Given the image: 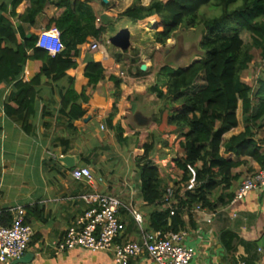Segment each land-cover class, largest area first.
Instances as JSON below:
<instances>
[{"label":"crops","instance_id":"crops-1","mask_svg":"<svg viewBox=\"0 0 264 264\" xmlns=\"http://www.w3.org/2000/svg\"><path fill=\"white\" fill-rule=\"evenodd\" d=\"M81 1H87L95 15L96 27L104 20L111 25H107V31L100 37L88 36L72 49L71 55L77 66L67 70L65 76L42 78L37 87L35 111L26 123L23 113L7 115L4 110L13 86L0 89V219L7 225L13 216L10 210L21 206L25 210L24 221L33 230L24 253L32 254V258L28 263L20 264H117L110 251L57 249L67 227L88 207L80 197L85 193L116 196L124 205L119 215L125 227L116 243L140 242L141 231L129 211H138L143 217V228L149 230L150 213L168 209L162 201L149 204L142 197L136 159L143 153L140 144H154L149 158L159 170L165 192L169 187L174 188L180 177L178 172H175L177 175L171 172L177 171L174 161L181 156L180 150L176 156L173 145L182 130L168 124V110L163 108L151 88L157 86L165 91L166 75L160 74L161 68H185L201 57V50L188 48L183 36L176 42L178 29L165 45L156 43L154 15L137 22L118 17L133 0H126L123 8L119 6L122 0H109L107 4L101 0ZM150 1L141 0V4L146 6ZM27 6V0H23L16 12L23 14ZM56 13V6L47 2L34 25L18 23L16 19L13 25L18 34L37 35L46 29L47 20ZM124 28L131 34L129 49L122 50L105 42V37L110 38ZM93 40L102 44L99 50L89 48ZM91 62H99L103 68L101 78L94 85L84 75L86 64ZM142 64L146 65V70L140 69ZM34 68V64L28 62L21 80L28 81ZM120 72L125 73L126 78H121ZM71 80L75 92L84 91L88 98L87 102L76 99L85 111L76 120H70L61 111V101ZM137 113L149 120L147 125L140 126L135 122ZM239 116L240 119L237 112L238 125L224 134L225 141L243 130L241 111ZM115 125L123 130L121 142L113 129ZM263 136L264 133L255 138ZM225 156L241 162L232 169L235 178L224 191L234 196L244 177L259 170L260 165L247 155L229 152ZM78 167H87L91 171L92 182L71 175ZM222 192L218 187L211 193L212 203L217 204L216 198ZM229 202L215 209L202 208L198 204L183 213L184 227L179 231L186 232L184 244L195 249L189 264H260L264 259V190L250 191L232 205ZM4 213L9 217L6 223L2 219ZM229 234L233 237L228 238ZM128 264L152 262L142 253L130 258Z\"/></svg>","mask_w":264,"mask_h":264},{"label":"trees","instance_id":"trees-1","mask_svg":"<svg viewBox=\"0 0 264 264\" xmlns=\"http://www.w3.org/2000/svg\"><path fill=\"white\" fill-rule=\"evenodd\" d=\"M22 1L0 0V89L13 86L4 110L7 115L23 113L26 123L35 111L37 87L42 78L63 77L67 70L75 68L77 63L71 55L72 49L88 36L100 37L107 31L109 22L104 20L96 27L95 15L87 1L27 0L26 11L18 14L16 8ZM47 2L56 6L57 13L47 20L46 29L56 27L64 45V49L55 55L36 45V34L28 37L18 34L13 25L14 19L18 23L34 25ZM204 7L218 8L219 12L204 15L201 13ZM153 15V38L161 45H165L180 27L203 28L199 42L201 57L185 68H161L160 74L166 75L165 91L157 86L151 88L163 108L168 110V124L182 132L173 145V149L181 151V156L174 161L180 176L173 192L174 214L170 215V208L152 211L149 230L177 232L184 227L183 213L195 205L215 209L232 199V194L224 191L235 178L232 169L241 162L233 161L225 153L247 155L260 165V169L264 168V136L255 138L256 129L262 126L264 118V78L259 77L254 88L242 76L254 60L252 50H258L264 59V0H151L146 6L141 0H133L118 17L137 22ZM240 31L250 34L249 44L243 42ZM28 62L34 64V73L28 81H22L21 74ZM102 69L99 62L87 63L84 75L94 85L101 78ZM77 98L88 101L84 91L75 92L71 80L61 101V111L70 120L79 119L85 113L81 102H76ZM114 109L115 105L110 120ZM238 109L242 114L243 130L225 141L224 134L238 125ZM113 129L121 142L122 128L115 125ZM139 146L143 149L142 155L136 158L142 197L147 203L155 204L162 201L165 191L161 187L163 180L159 170L149 158L154 144ZM192 183H196V187L181 195L182 187ZM218 187L223 192L214 204L210 195ZM3 216L4 222H8V214ZM232 237V234L228 235V238ZM226 247L229 249L228 245Z\"/></svg>","mask_w":264,"mask_h":264},{"label":"built area","instance_id":"built-area-1","mask_svg":"<svg viewBox=\"0 0 264 264\" xmlns=\"http://www.w3.org/2000/svg\"><path fill=\"white\" fill-rule=\"evenodd\" d=\"M106 43H109V39ZM36 45L50 55L60 53L64 49L60 31L55 27L40 30L37 34ZM101 45L100 41L93 40L89 48L96 51L101 48ZM118 75L123 79L126 78L123 72ZM71 175L75 179H85L89 183L93 180L91 171L87 167L75 168ZM195 187L196 183L188 187L184 186L180 194L186 190H193ZM263 190L264 168H261L244 177L229 203L232 205L242 200L250 191ZM173 192V187L167 188L162 200V203L170 208V215L174 214ZM80 197L88 207L67 227L63 238L57 244L58 250L81 248L95 252L110 251L117 264H128L130 258L142 253L148 255L152 264H189L193 259L195 249L184 244L185 231L145 230L143 217L135 209L129 212L141 231V241L116 243L125 228L119 215L124 207L122 202L116 196L99 192L85 193ZM10 211L13 216L7 225L3 224L0 219V264H9L11 260L23 256L33 236L32 228L24 221V208L16 206ZM260 264H264V259Z\"/></svg>","mask_w":264,"mask_h":264},{"label":"rangeland","instance_id":"rangeland-1","mask_svg":"<svg viewBox=\"0 0 264 264\" xmlns=\"http://www.w3.org/2000/svg\"><path fill=\"white\" fill-rule=\"evenodd\" d=\"M146 1V0H144ZM127 4L126 0H122L121 4L119 6L121 8L125 7ZM218 8H211V7H204L201 10V13L207 16L216 15L218 14ZM200 33L203 35V28L201 26L196 27L194 30H186L183 27L178 28V31L175 33V39L176 42H178L179 38L183 36L184 39H186V44L188 45V48H193L199 50V42L201 40ZM240 37L242 38L243 42L245 44H249L251 42V36L246 31H240ZM109 38L105 37V42H107ZM200 39V40H199ZM146 40H149L146 38ZM108 44V43H107ZM252 54L254 56V60L249 65V68L242 73L243 78L254 88L257 86V80L259 77L264 78V59L261 58L258 50H252ZM238 117L240 119V109H238ZM241 121V120H240ZM264 133V118L262 119V126L258 129H256V135H263ZM178 154V151H176V156ZM178 172L173 169L171 174L177 175ZM169 172H167L168 174ZM179 177V173H178Z\"/></svg>","mask_w":264,"mask_h":264},{"label":"water","instance_id":"water-1","mask_svg":"<svg viewBox=\"0 0 264 264\" xmlns=\"http://www.w3.org/2000/svg\"><path fill=\"white\" fill-rule=\"evenodd\" d=\"M103 3H108L109 0H101ZM109 43L112 45L122 49L127 50L131 47V34L127 28L119 30L116 34L109 38ZM141 70H146V65L142 64L140 66ZM135 122L140 126H145L148 124L146 118H143L139 113L134 115ZM32 258V254L26 253L18 259L13 260L12 264H20V263H28V261Z\"/></svg>","mask_w":264,"mask_h":264}]
</instances>
